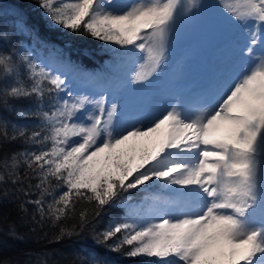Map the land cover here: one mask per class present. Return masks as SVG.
<instances>
[{
  "label": "snow or ice",
  "instance_id": "1",
  "mask_svg": "<svg viewBox=\"0 0 264 264\" xmlns=\"http://www.w3.org/2000/svg\"><path fill=\"white\" fill-rule=\"evenodd\" d=\"M37 4L49 27L117 46L111 50L132 58L131 83L143 84L166 61L180 9L196 0ZM220 7L247 35L237 72L203 99L143 118L123 117L106 95H74L66 76L21 49L0 52V103L35 105L13 108L35 120L31 128L0 116V146L17 140L31 146L0 158V183L35 195L26 202L40 221L59 226L57 241L83 231L90 215L120 208L123 215L93 235L106 251L147 258L146 264H264V0ZM152 188L169 195H145L140 205L125 195ZM80 203L91 209L77 213ZM77 215L78 224L61 223ZM89 264L109 261L92 254Z\"/></svg>",
  "mask_w": 264,
  "mask_h": 264
},
{
  "label": "trees",
  "instance_id": "2",
  "mask_svg": "<svg viewBox=\"0 0 264 264\" xmlns=\"http://www.w3.org/2000/svg\"><path fill=\"white\" fill-rule=\"evenodd\" d=\"M42 15L37 0H0V52L21 49L42 65H45L42 56L53 55L56 59H66L70 70L75 73L79 69H101L104 60L118 56L111 50L117 46L49 27ZM34 107L30 99L9 100L7 105L0 103V116L31 128L35 120L17 117L13 108L15 111H24ZM25 147L31 146L21 140L6 143L0 146V158L5 153ZM20 173L24 174L23 168ZM35 182L32 181L33 184ZM18 187L11 182L0 183V264H40V261L46 264H89L92 254L107 259L109 264H146L147 258H132L109 252L93 240L94 233L102 231L113 217L123 215V209L105 208L99 216L90 215L89 224L83 231L77 228L73 236L57 241L55 237L59 234V226H52L47 219L40 221L36 207L26 202L34 199L35 195L25 197L17 191ZM155 189L152 188L148 193L130 190L125 195L135 202L144 199L145 195L156 194ZM22 203L25 210L20 208ZM85 207L91 209V205L78 204L77 213ZM78 220L77 215L61 223L71 227L78 224Z\"/></svg>",
  "mask_w": 264,
  "mask_h": 264
},
{
  "label": "rangeland",
  "instance_id": "3",
  "mask_svg": "<svg viewBox=\"0 0 264 264\" xmlns=\"http://www.w3.org/2000/svg\"><path fill=\"white\" fill-rule=\"evenodd\" d=\"M231 0H196L190 10L182 7L167 48L166 61L150 81L132 84L134 70L131 57L106 59L101 69L70 70L66 59L47 55L42 59L51 70L67 77L74 95H106L118 103L123 117L143 118L171 103L191 104L207 97L213 88L233 76L244 57L241 49L246 33L232 22L220 5ZM188 0H182L187 6ZM258 44L255 52L259 54ZM61 95H65L61 93ZM156 193L169 195L155 189ZM144 199L135 202L140 205Z\"/></svg>",
  "mask_w": 264,
  "mask_h": 264
}]
</instances>
